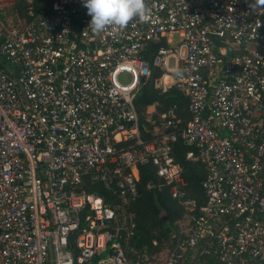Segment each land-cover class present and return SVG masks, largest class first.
Segmentation results:
<instances>
[{"label": "built area", "instance_id": "2783aa9c", "mask_svg": "<svg viewBox=\"0 0 264 264\" xmlns=\"http://www.w3.org/2000/svg\"><path fill=\"white\" fill-rule=\"evenodd\" d=\"M30 2L20 28L0 11V264H193L197 249L264 264V0H146L149 21L115 35L88 28L83 0ZM148 84L179 90L191 119L138 105ZM180 138L207 165L200 208ZM147 163L189 219L179 242L140 254Z\"/></svg>", "mask_w": 264, "mask_h": 264}, {"label": "trees", "instance_id": "16d2710c", "mask_svg": "<svg viewBox=\"0 0 264 264\" xmlns=\"http://www.w3.org/2000/svg\"><path fill=\"white\" fill-rule=\"evenodd\" d=\"M30 4V0H13V11L19 17L26 18ZM32 4L35 11H43L48 9L52 0H32ZM1 16L4 19L3 13ZM137 103L141 107L157 104L159 110L177 104L185 123L191 119L192 114L188 109V101L176 88L164 93L155 88L153 84L145 85L139 93ZM191 150L199 152L200 147L189 144L180 138L175 144L174 153L177 162L183 167L188 197L196 200L198 208H200L207 201L204 182L208 169L202 160H193L188 157V152ZM137 187L138 197L132 204L137 224L132 238L134 250L139 251L140 254L146 250L153 254L179 242L184 234L181 233L177 223L184 218L186 210L180 200L173 196L171 185L166 184L159 176L153 163L140 166ZM104 193L106 194L107 191L105 190ZM156 240L159 242L157 245L154 244ZM199 251L198 249L195 251L197 257H191L193 264H219L212 253H205L199 259ZM193 252V250H189L190 255ZM137 255L138 253L135 252L132 257Z\"/></svg>", "mask_w": 264, "mask_h": 264}, {"label": "clouds", "instance_id": "9594fccd", "mask_svg": "<svg viewBox=\"0 0 264 264\" xmlns=\"http://www.w3.org/2000/svg\"><path fill=\"white\" fill-rule=\"evenodd\" d=\"M83 6L91 17L88 28L96 34L110 31L115 35L130 22L145 23L152 16L146 0H83Z\"/></svg>", "mask_w": 264, "mask_h": 264}, {"label": "rangeland", "instance_id": "374dc122", "mask_svg": "<svg viewBox=\"0 0 264 264\" xmlns=\"http://www.w3.org/2000/svg\"><path fill=\"white\" fill-rule=\"evenodd\" d=\"M13 0H0V9L4 14V20L8 24H13L14 27L20 28L23 25V18L19 17L14 11H13ZM189 217L183 218L181 221H179L177 224L179 226V229L183 234H186V230H183L186 226V222L188 221Z\"/></svg>", "mask_w": 264, "mask_h": 264}, {"label": "crops", "instance_id": "0c3cea01", "mask_svg": "<svg viewBox=\"0 0 264 264\" xmlns=\"http://www.w3.org/2000/svg\"><path fill=\"white\" fill-rule=\"evenodd\" d=\"M0 11H1V9H0ZM1 13H3V12L1 11Z\"/></svg>", "mask_w": 264, "mask_h": 264}]
</instances>
